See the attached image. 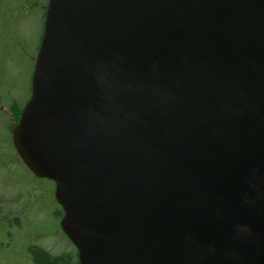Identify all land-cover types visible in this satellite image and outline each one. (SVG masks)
I'll list each match as a JSON object with an SVG mask.
<instances>
[{
  "label": "water",
  "instance_id": "water-1",
  "mask_svg": "<svg viewBox=\"0 0 264 264\" xmlns=\"http://www.w3.org/2000/svg\"><path fill=\"white\" fill-rule=\"evenodd\" d=\"M31 82L80 264H264V0H49Z\"/></svg>",
  "mask_w": 264,
  "mask_h": 264
},
{
  "label": "rangeland",
  "instance_id": "rangeland-1",
  "mask_svg": "<svg viewBox=\"0 0 264 264\" xmlns=\"http://www.w3.org/2000/svg\"><path fill=\"white\" fill-rule=\"evenodd\" d=\"M47 1L22 0L21 6L16 9L14 5L17 4V0H0V78L4 70L0 92L6 94L5 100L0 99L1 111L11 112L9 94L16 97L21 105L28 101L33 64L43 31L44 8ZM9 123L8 119L0 115V132L10 138ZM52 187V182L33 177L22 166L0 165V192L9 197L8 204L14 210V214H18L19 224L22 227L18 226L17 232L12 229L10 236L22 234L23 243V245L16 243L11 253L0 251V264H7L6 260L2 259L4 256L9 258L12 256L20 260L17 262L19 264H32L28 254L30 244L29 239H26V230L31 232L34 227L41 230L37 232L38 240L45 247L58 252L70 245L60 228L58 205L52 204L48 207L51 202ZM33 190H36L40 196H36Z\"/></svg>",
  "mask_w": 264,
  "mask_h": 264
},
{
  "label": "trees",
  "instance_id": "trees-1",
  "mask_svg": "<svg viewBox=\"0 0 264 264\" xmlns=\"http://www.w3.org/2000/svg\"><path fill=\"white\" fill-rule=\"evenodd\" d=\"M21 2L22 0H17V4L14 5V8L19 9ZM3 75H4V70L1 74V78L3 77ZM1 78H0V85L2 81ZM1 92H0V99L5 100L6 94L3 95ZM9 96L11 97L9 108L13 112V120L12 118H8L7 116L2 115V118H6L10 122L9 123L10 138L6 136V134H3L0 132V165H2L8 157L9 158L16 157L18 163L20 162L19 158L15 154H12L13 147H12V141H11V133H12L13 125L17 124L20 120L21 112H22V105L18 102L16 97L12 96L11 94H9ZM52 190H53V187H52ZM33 193L36 194V196H40L36 192V190H33ZM52 194H53V191H52ZM52 194H51V199H52ZM1 201H2V197L0 198V238L2 237L1 236L2 232H4L5 230L4 228L7 224H8L7 225L8 229H10V232L12 231V229H14L17 232L18 231L17 229L19 226V220L17 219V217L14 218V216H17L18 214H11L8 217L9 221L4 220V222H2L1 219H3L2 218L3 212H2L1 206H3V204H1ZM52 202L55 203L53 199H52ZM57 212H58L57 214H59L61 218V216L63 215V212L60 210V206H58ZM26 231H27L26 239L27 238L29 239V244H30L29 245L30 251L28 254L31 257L30 260L32 264H80L78 250L71 242H70V245L64 250H59L58 252H55L52 249H49L45 247L44 245L40 244L38 240L39 235L37 232H41V230L38 227H34V229L31 232L30 230H26ZM10 237H11L10 235L7 236V238H10ZM62 239H64L63 236H62ZM0 251L4 253H11L13 251V248L11 247L4 248L3 245L0 244ZM5 260L7 264H19L17 262L20 261V260H16L12 256L10 258H7L5 256ZM9 262H12V263H9Z\"/></svg>",
  "mask_w": 264,
  "mask_h": 264
},
{
  "label": "flooded vegetation",
  "instance_id": "flooded-vegetation-1",
  "mask_svg": "<svg viewBox=\"0 0 264 264\" xmlns=\"http://www.w3.org/2000/svg\"><path fill=\"white\" fill-rule=\"evenodd\" d=\"M23 5H24V2L22 3ZM20 6H21V3H20ZM0 114L1 115H3V116H7L8 118H12V120H13V112L11 111V112H8V110L6 111V110H3V111H1L0 110ZM13 127H14V125H13ZM13 130V129H12ZM12 147H13V145H12ZM12 154H15L16 155V153H15V150H14V148L12 149ZM17 156V155H16ZM4 164H7V165H16V166H20L21 167V163L19 162L18 163V161H17V159H16V157H13V158H7L6 160H5V162L3 163V165ZM23 166V165H22ZM29 174H31L25 167H23ZM32 175V174H31ZM1 193H3V192H0V198L2 197V201H1V204H3V206H1L2 207V212H3V216H2V218L3 219H1L2 220V222H4V220L5 221H9L8 220V217H9V215H11V214H14V210L13 209H11V207L9 206V204H8V199H9V197L6 195V194H1ZM8 198V199H7ZM50 199H51V196H50ZM52 199L55 201V199H54V192H53V194H52ZM52 199H51V202L48 204V207L50 206V205H52V204H56V205H58L57 204V202L55 201V203H53L52 202ZM7 200V201H6ZM23 213L24 212H22V215H23ZM17 217V219L19 218V216L17 215V216H14V218H16ZM16 219V220H17ZM8 225V224H7ZM5 226V230H4V232H2V237H1V239H0V244L1 245H3V247L4 248H7V247H11V248H13V250H14V248H15V246H16V243L18 244V245H23V243H22V234H17V235H15V237L14 236H12V237H10V238H7V236L8 235H10V229H8V226ZM19 227L20 228H22L21 227V224H19ZM18 230V229H17ZM7 258H9V256H6ZM2 259L3 260H5V256L4 257H2Z\"/></svg>",
  "mask_w": 264,
  "mask_h": 264
}]
</instances>
